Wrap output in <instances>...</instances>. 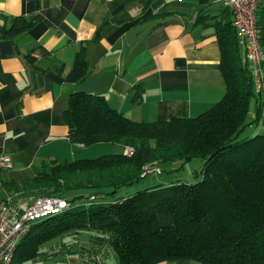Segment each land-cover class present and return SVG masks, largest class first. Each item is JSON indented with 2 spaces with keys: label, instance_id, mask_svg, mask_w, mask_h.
<instances>
[{
  "label": "trees",
  "instance_id": "1",
  "mask_svg": "<svg viewBox=\"0 0 264 264\" xmlns=\"http://www.w3.org/2000/svg\"><path fill=\"white\" fill-rule=\"evenodd\" d=\"M262 5L264 1L257 10V24L264 48ZM14 20L10 29H0V37L32 25L26 19ZM216 29L227 93L198 116L135 121L112 108L103 95L73 94L66 110L73 143L86 147L112 142L133 151L53 162L25 182V190L35 197L85 192L66 198L71 202L68 210L34 223L12 264L44 256L45 244L71 230L85 243L79 251L88 252L95 262L110 248L119 264L175 259L264 264V133L239 138L248 125L264 123V99L255 90L250 63L242 57L234 20L218 22ZM23 58L27 64L34 61L31 55ZM88 75L83 47L69 79L78 81ZM253 101L257 111L250 118ZM195 158L204 160L203 177L197 182H159L129 197L90 200L92 195H114L149 173H162L163 169H154V162L184 164ZM82 198H89L87 205H76L75 200Z\"/></svg>",
  "mask_w": 264,
  "mask_h": 264
},
{
  "label": "crops",
  "instance_id": "2",
  "mask_svg": "<svg viewBox=\"0 0 264 264\" xmlns=\"http://www.w3.org/2000/svg\"><path fill=\"white\" fill-rule=\"evenodd\" d=\"M14 18L32 25L0 37V162L6 155L13 163L0 167V199L10 197L21 212L35 197L25 182L98 144L71 140L66 110L76 92L103 95L112 108L146 122L198 116L227 93L216 23L234 15L212 0H0V29ZM83 47L89 75L72 81ZM256 111L251 103L250 118ZM79 240L47 243L44 256L23 264H119L110 248L100 262L90 261Z\"/></svg>",
  "mask_w": 264,
  "mask_h": 264
},
{
  "label": "built area",
  "instance_id": "3",
  "mask_svg": "<svg viewBox=\"0 0 264 264\" xmlns=\"http://www.w3.org/2000/svg\"><path fill=\"white\" fill-rule=\"evenodd\" d=\"M263 1L212 0L213 3L232 10L235 28L247 51V61L252 69L255 90L264 99V48L259 39L257 24V10ZM132 151L133 147L125 148L127 154H131ZM0 167L12 168L13 163L8 156L3 155ZM96 199L95 195L90 197L91 201ZM70 207L71 202L64 197L44 195L34 198L21 212L14 206L10 197L0 199V264H12L17 249L30 233L34 223L63 213Z\"/></svg>",
  "mask_w": 264,
  "mask_h": 264
},
{
  "label": "rangeland",
  "instance_id": "4",
  "mask_svg": "<svg viewBox=\"0 0 264 264\" xmlns=\"http://www.w3.org/2000/svg\"><path fill=\"white\" fill-rule=\"evenodd\" d=\"M218 6L219 5H217V7ZM254 103L255 102H253V104ZM260 124L258 125L257 123H253L252 125H248L246 127V129L241 133L239 138L242 139V138L252 137L256 130L264 131V130H262L264 128V126H263L264 123H260ZM259 133H263V132H259ZM125 148L122 144H118V143L100 142V143L96 144L95 146H93L92 148H90V150H88V152H86V155H82V158H83V156H88V157H84V158H96V157H99V156L105 155V154L121 153V152H123V150ZM80 158L81 157H78V159H80ZM153 166L155 167L154 169H156V170L157 169H163V172L160 174L155 173V172L149 173L146 177L142 178L138 183H135L132 186L122 187V188L118 189V191L114 195L109 194V195H104L103 197H98L97 201L106 202V201L113 200L116 197H121V196L129 197V196L134 195L139 190H143L146 186L156 185V184H159V182L163 183V184H170V183H172V181L175 182L177 180L187 181L189 183L197 182V181L201 180L203 177L202 170L204 167V160L202 158H195V159L188 161L184 164H182L181 161L168 162V163H164V164L154 162ZM82 192H85V190H82V191L79 190L78 192H77V190L68 191L64 195V197L67 199L72 198V197H74V195L82 193ZM34 198H36V197H34ZM34 198H32V200ZM88 201H89V198L76 199L75 204L76 205H78V204L87 205ZM38 222L39 221H37L36 223H38ZM75 225H76V223H75ZM36 228H38V227H36ZM35 231H36V229H35ZM79 237H80V234H77L75 231L71 230V231L64 233V236L61 235V236L53 239L52 241H54V242L56 241L58 243L70 242L71 240H79ZM23 247H24L23 244H22V246L20 245V247L17 250L18 254L23 250ZM78 249H82V248L79 247ZM110 252L112 253V255H115L113 250H110Z\"/></svg>",
  "mask_w": 264,
  "mask_h": 264
}]
</instances>
